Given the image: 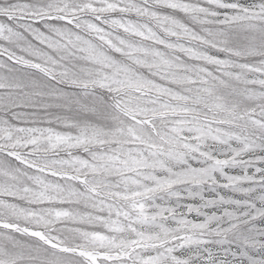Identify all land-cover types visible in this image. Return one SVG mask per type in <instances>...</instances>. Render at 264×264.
<instances>
[{
    "label": "snow or ice",
    "instance_id": "obj_1",
    "mask_svg": "<svg viewBox=\"0 0 264 264\" xmlns=\"http://www.w3.org/2000/svg\"><path fill=\"white\" fill-rule=\"evenodd\" d=\"M0 264H264V0H0Z\"/></svg>",
    "mask_w": 264,
    "mask_h": 264
}]
</instances>
